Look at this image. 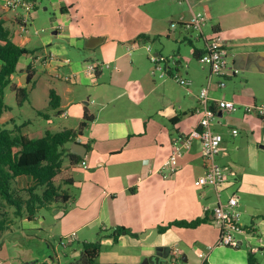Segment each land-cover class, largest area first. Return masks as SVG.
<instances>
[{
	"label": "crops",
	"instance_id": "0c3cea01",
	"mask_svg": "<svg viewBox=\"0 0 264 264\" xmlns=\"http://www.w3.org/2000/svg\"><path fill=\"white\" fill-rule=\"evenodd\" d=\"M176 1L33 0L43 4V9L29 15L27 31L21 27L26 12L7 11L0 1V19L10 39L30 52L19 61L13 89L25 88L26 101L31 99L37 114L50 124L51 113L72 121L65 130L77 131L85 112L93 116L77 140L86 148V156L73 164L66 155L54 179L70 196L66 203L42 208L32 220L14 219L13 210L2 205L11 223L0 234V264H61L62 256L51 241L56 236L61 237L59 242L70 237L62 247L74 262L82 254L78 243L103 237L102 248L110 246L113 253L103 258L101 249L100 264H143L165 248L170 250V259L177 251L184 264H190L189 255L197 256L199 264H264V253L251 254L245 242L238 247L217 245L219 227L211 213L219 201L217 192L195 184L205 173L198 141L170 178L157 172L172 153L173 138L198 127V96L211 70L196 54L201 55L207 41L219 35L230 61L240 70L230 78L231 86L221 90L219 78L212 77V95L232 100L239 108L230 114L218 112L213 122L238 131L228 141L221 133L224 145L219 157L226 182L220 200L225 203L235 194L243 223L254 226L257 237L264 238V118L255 110L245 111L248 105L264 106V0H187L189 8H179ZM199 13L207 18L202 32L190 27ZM147 46L177 60L179 73L192 85L185 88L172 79L154 76ZM96 63L111 67L90 72L88 65ZM29 69L34 72L32 89ZM37 78L47 84L38 87ZM51 90L60 97L58 110L50 108ZM39 93L46 96L44 105ZM6 113L1 119L4 127ZM225 115L228 119L221 121ZM76 172L82 173L77 177ZM31 182V177L20 176L14 188L27 189ZM197 219L207 222L196 228L158 230L174 221ZM118 227L137 236L122 235L115 243L110 236ZM240 239L245 240L244 236ZM47 244L48 255L32 252Z\"/></svg>",
	"mask_w": 264,
	"mask_h": 264
},
{
	"label": "trees",
	"instance_id": "16d2710c",
	"mask_svg": "<svg viewBox=\"0 0 264 264\" xmlns=\"http://www.w3.org/2000/svg\"><path fill=\"white\" fill-rule=\"evenodd\" d=\"M30 54V52L14 43L9 32L0 19V234L8 227L9 214L2 211L5 208L13 210V218H28L32 220L42 208H48L52 204L66 203L69 195L61 191L54 183L55 177L61 172L63 159L67 155L73 164H79L83 159L70 152L69 144L77 142L83 131L93 121V116L87 112L77 131L63 130L60 132L46 131L44 136L32 139L28 135H23L20 128L15 131L6 129L1 124V119L8 107L5 104V89L12 84V77L18 72L17 67L20 59ZM198 59L201 55L196 54ZM28 83L31 82L34 72L28 70ZM16 100L21 106L28 99V92L25 88H14ZM60 107V97L54 90L50 92V108L58 110ZM40 115H48L39 112ZM59 113H61L59 111ZM20 176L32 178L31 186L24 190L14 188L15 181ZM45 188L39 194L40 188ZM24 194V195H23ZM207 222V219H197L191 222L174 221L167 226L158 228L160 233H164L170 228L177 226L182 228H196ZM122 235H133L131 230L125 227L115 228L110 238L117 243ZM102 239L95 242L83 243L82 254L73 264H96L102 249ZM164 253L168 248L161 250ZM253 263V260H250ZM206 264V262H204Z\"/></svg>",
	"mask_w": 264,
	"mask_h": 264
},
{
	"label": "built area",
	"instance_id": "2783aa9c",
	"mask_svg": "<svg viewBox=\"0 0 264 264\" xmlns=\"http://www.w3.org/2000/svg\"><path fill=\"white\" fill-rule=\"evenodd\" d=\"M4 9L17 12L23 9L27 16L22 20V30L27 31L30 17L35 8V3L26 0H0ZM207 18L199 13L193 16L190 27L198 32H202ZM149 60L153 66V75L161 79H172L182 87L188 88L192 81L184 78L179 73L178 61L163 54L154 53L150 46H147ZM199 62L209 67L211 75L208 83L201 88L198 96V106L196 113L200 116L198 127L189 134L175 137L172 141V153L163 162L160 169L157 170L164 178H170L180 168V160L183 159L187 151L198 141L202 148V159L205 167V173L195 182L196 186L211 187L217 192L218 203L211 209L215 223L219 227V246L238 247L245 243L249 246L251 254L258 252L264 253V238L257 237V230L254 226H245L242 221V214L239 210V199L233 194L223 203L220 200L221 188L226 182V172L218 161L224 145V137L213 127L218 112L221 114H230L236 111L238 105L229 99L214 97L212 95L213 84L212 77L219 78L217 82L218 90L226 87L230 78L235 77L240 70L235 68L229 59L224 39L219 35H214L207 41L206 49L201 54ZM110 68L109 63L89 64L88 69L94 72L98 68ZM255 110L260 118H264V106L248 105L245 111ZM233 136H238V131H232ZM85 169L88 165L82 162ZM244 236L245 240L240 237ZM74 240V238H72ZM60 244L66 246L61 240ZM179 258L177 251L174 252L170 261H176Z\"/></svg>",
	"mask_w": 264,
	"mask_h": 264
},
{
	"label": "rangeland",
	"instance_id": "374dc122",
	"mask_svg": "<svg viewBox=\"0 0 264 264\" xmlns=\"http://www.w3.org/2000/svg\"><path fill=\"white\" fill-rule=\"evenodd\" d=\"M30 1H33V0H30ZM176 4L178 5L179 8H183V7L184 8L185 7L189 8L187 0H177ZM42 5H41L40 2L39 3H35V8L33 9L32 12H34V10H42L43 9ZM39 69H41V68L39 67ZM42 78H46L48 80L50 79L46 75H43ZM37 82L39 84L38 87H42V86H44V84H47L46 80L41 82L40 80H38V78L36 79V83ZM22 83H24V82L22 81ZM229 85L230 84L227 83L228 87H229ZM34 86H35V82L30 83L29 88L32 89ZM39 96H40L39 99L42 102V105H44L46 103V96H44V94H40V93H39ZM33 98H35V96ZM4 101H5L6 106L8 107L7 113L5 112L8 124L6 125L5 128L11 129V128H13L16 125V126H18L17 128H20V132L23 135H28L32 139H37V138H40V137L44 136L46 131L60 132V131H63L65 129H67L68 127H70V125H72V121L71 122L67 121L64 117L55 118L53 113H51L52 114L51 116L53 118V123L50 124L49 122H47L46 120H44L41 116H39L37 114V112L33 108L34 104H33L31 99L26 101L22 106H19L18 102L16 100V93H15V91L13 89V85L12 84L5 89ZM43 111L46 113V110H43ZM236 111H239L238 107H237ZM228 117H229L228 115H225L221 119V121H224V120L228 119ZM216 126H217V124L215 122V124H213V127H216ZM12 131H15V129L12 130ZM216 131L222 133L224 135L226 141L231 139L232 129L229 128L228 126H225V127H222V128L217 126L216 127ZM219 163L221 165L223 164L222 161H221V157H219ZM81 173L76 172L77 177H79V175H81ZM76 179H79V178H76ZM61 183L63 184L64 181H62ZM42 188H40L41 190H39V191H42L43 190ZM71 191L75 192V194L77 193V190L74 187L71 188ZM70 207L71 206L69 205L67 207V209H70ZM44 214H46V211H44ZM13 231L17 232V231H19V229L18 228H13ZM60 239H61V237L56 236V240L51 238V241L55 245V247L58 249V252H59L58 254H61V256H62L61 257V264H73L74 263V259L70 258V257H66L65 256V250L63 249L62 245L61 246L57 245V244L60 243L59 242ZM62 241L65 244H67L70 241V237L69 236L68 237H62ZM81 247H82V243H78L76 245L77 249H80ZM36 250L37 249L34 247L32 252L37 254ZM102 251L105 252L102 255V257L106 258L107 256L111 255V253H113V248L110 247V246L103 247ZM189 257H190V262H189L190 264H196V263L199 264L200 259H198L197 256L189 255ZM96 264H100L99 258L96 259ZM169 264H184V262H183L182 258H180L177 261H171Z\"/></svg>",
	"mask_w": 264,
	"mask_h": 264
},
{
	"label": "water",
	"instance_id": "95a60500",
	"mask_svg": "<svg viewBox=\"0 0 264 264\" xmlns=\"http://www.w3.org/2000/svg\"><path fill=\"white\" fill-rule=\"evenodd\" d=\"M26 83H27V78H26ZM261 148L264 149V145L261 146ZM71 152L81 158H84L86 156V148L78 141L72 143ZM50 249H51L50 246L47 244L45 249L37 251V255L39 256L48 255ZM161 252H158L157 254L150 256L143 262V264H169L170 250L167 253L164 252L161 253Z\"/></svg>",
	"mask_w": 264,
	"mask_h": 264
}]
</instances>
